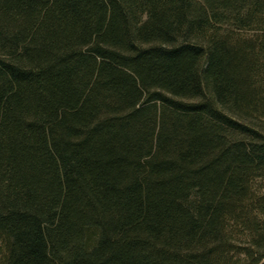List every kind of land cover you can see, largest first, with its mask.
<instances>
[{"label": "trees", "instance_id": "trees-1", "mask_svg": "<svg viewBox=\"0 0 264 264\" xmlns=\"http://www.w3.org/2000/svg\"><path fill=\"white\" fill-rule=\"evenodd\" d=\"M0 264H264V0H0Z\"/></svg>", "mask_w": 264, "mask_h": 264}]
</instances>
